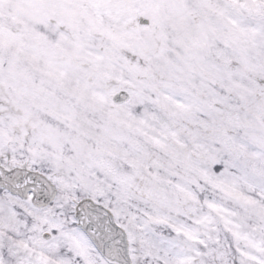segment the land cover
<instances>
[{
	"label": "snow or ice",
	"instance_id": "snow-or-ice-1",
	"mask_svg": "<svg viewBox=\"0 0 264 264\" xmlns=\"http://www.w3.org/2000/svg\"><path fill=\"white\" fill-rule=\"evenodd\" d=\"M0 264H264V0H0Z\"/></svg>",
	"mask_w": 264,
	"mask_h": 264
}]
</instances>
